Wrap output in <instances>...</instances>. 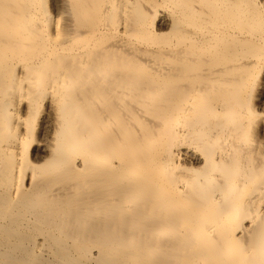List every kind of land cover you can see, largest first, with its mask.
<instances>
[{"label":"bare ground","instance_id":"bare-ground-1","mask_svg":"<svg viewBox=\"0 0 264 264\" xmlns=\"http://www.w3.org/2000/svg\"><path fill=\"white\" fill-rule=\"evenodd\" d=\"M0 264H264V0H0Z\"/></svg>","mask_w":264,"mask_h":264},{"label":"rangeland","instance_id":"rangeland-1","mask_svg":"<svg viewBox=\"0 0 264 264\" xmlns=\"http://www.w3.org/2000/svg\"><path fill=\"white\" fill-rule=\"evenodd\" d=\"M48 1H49V0H48ZM59 4H60V3H58L57 5H59ZM49 6H54V5L51 4V2H49ZM51 12H53V10H51ZM53 15L55 16V13H54V12H53ZM38 121L40 122V120H37V122H36L37 125H36V127H35V136L37 135V136H36L37 138H38V136H39V132H40V129H41V125H40L41 122L39 123ZM38 125H39V126H38ZM37 131H38V133H37ZM37 138H36V139H37Z\"/></svg>","mask_w":264,"mask_h":264}]
</instances>
